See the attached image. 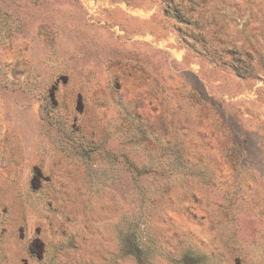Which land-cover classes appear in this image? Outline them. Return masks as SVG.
I'll list each match as a JSON object with an SVG mask.
<instances>
[{
	"label": "rangeland",
	"instance_id": "rangeland-1",
	"mask_svg": "<svg viewBox=\"0 0 264 264\" xmlns=\"http://www.w3.org/2000/svg\"><path fill=\"white\" fill-rule=\"evenodd\" d=\"M0 264H264V0H0Z\"/></svg>",
	"mask_w": 264,
	"mask_h": 264
}]
</instances>
